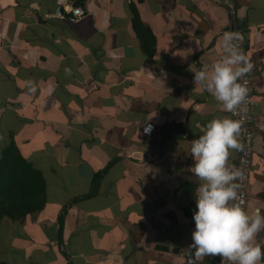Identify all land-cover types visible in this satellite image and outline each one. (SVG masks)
Masks as SVG:
<instances>
[{"label":"crops","instance_id":"obj_1","mask_svg":"<svg viewBox=\"0 0 264 264\" xmlns=\"http://www.w3.org/2000/svg\"><path fill=\"white\" fill-rule=\"evenodd\" d=\"M225 32L253 65L247 209L264 214V0H0V156L13 141L46 182L40 211L1 221L0 264H189L191 143L213 119L235 120L193 76L222 60ZM255 242L264 249V232Z\"/></svg>","mask_w":264,"mask_h":264},{"label":"clouds","instance_id":"obj_2","mask_svg":"<svg viewBox=\"0 0 264 264\" xmlns=\"http://www.w3.org/2000/svg\"><path fill=\"white\" fill-rule=\"evenodd\" d=\"M240 41L238 33L225 32L222 60L193 76L195 86L210 93L223 110L234 114L243 111L249 93V88L239 81L253 68ZM243 123L231 118L213 119L203 134L192 140V171L200 184L195 193V229L187 247L189 264H199L207 256L220 257L228 264L264 261V249L255 242L257 235L264 232V214L260 207L249 210L242 206L237 181L243 172L228 163L231 152L243 151L239 140Z\"/></svg>","mask_w":264,"mask_h":264},{"label":"trees","instance_id":"obj_3","mask_svg":"<svg viewBox=\"0 0 264 264\" xmlns=\"http://www.w3.org/2000/svg\"><path fill=\"white\" fill-rule=\"evenodd\" d=\"M82 0H76L81 2ZM133 28L149 53L154 49V38L149 28L133 14ZM46 182L41 171L28 162L11 141L0 156V223L3 219L22 221L28 214L40 211L46 203ZM94 187L83 197L92 196ZM64 212L58 216L61 234Z\"/></svg>","mask_w":264,"mask_h":264},{"label":"built area","instance_id":"obj_4","mask_svg":"<svg viewBox=\"0 0 264 264\" xmlns=\"http://www.w3.org/2000/svg\"><path fill=\"white\" fill-rule=\"evenodd\" d=\"M66 12L68 13L67 18L71 21H77L84 15V10L81 6L65 7ZM240 48L246 55V50L242 42H238ZM247 56V55H246ZM242 84H245L249 88V93L244 103L243 111H238L235 114L231 113L235 120H243L242 133L239 137L240 142L244 145L243 151H239L236 168L240 169L243 172V177L238 183L241 187L239 189L240 199L243 201L244 207L247 208L248 203V193L250 185V173L252 166V156H253V133L255 125L259 124V120L255 115L254 109L256 106V101L254 99L253 88L251 86V72L248 73L242 80L239 81ZM154 131V124L147 123L142 128V134L149 138ZM222 264H228L227 261H223Z\"/></svg>","mask_w":264,"mask_h":264},{"label":"rangeland","instance_id":"obj_5","mask_svg":"<svg viewBox=\"0 0 264 264\" xmlns=\"http://www.w3.org/2000/svg\"><path fill=\"white\" fill-rule=\"evenodd\" d=\"M59 214V213H58Z\"/></svg>","mask_w":264,"mask_h":264}]
</instances>
